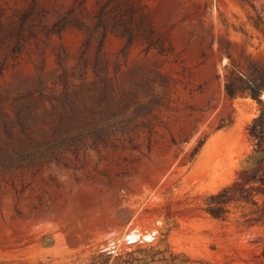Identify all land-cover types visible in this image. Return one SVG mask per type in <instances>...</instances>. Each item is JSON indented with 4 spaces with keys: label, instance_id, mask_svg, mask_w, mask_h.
<instances>
[{
    "label": "rangeland",
    "instance_id": "rangeland-1",
    "mask_svg": "<svg viewBox=\"0 0 264 264\" xmlns=\"http://www.w3.org/2000/svg\"><path fill=\"white\" fill-rule=\"evenodd\" d=\"M72 1L0 0V150L17 146L1 123L19 116L38 153L54 148L48 123L72 110L113 136L0 173V264H264V194L252 191L254 205L241 174L259 106L223 88L230 59L264 66V0H144L168 50L108 34L105 82L97 41L81 58L82 31L51 32ZM227 186L237 200L216 219L208 197Z\"/></svg>",
    "mask_w": 264,
    "mask_h": 264
},
{
    "label": "trees",
    "instance_id": "trees-1",
    "mask_svg": "<svg viewBox=\"0 0 264 264\" xmlns=\"http://www.w3.org/2000/svg\"><path fill=\"white\" fill-rule=\"evenodd\" d=\"M239 1L245 4L250 2ZM89 3L92 5L91 11L87 6ZM33 7L36 8V3H33ZM57 13L59 16L51 32L59 33L63 28L71 26L84 33L81 58L86 56L93 42L97 41L92 71L95 77L103 82L106 81V70L101 66V56L103 42L108 34H116L125 39L126 48L139 41L144 45L145 53L153 50L162 55L168 50L167 39L154 28L144 0H73L66 12L60 10ZM19 24L24 26L22 21ZM33 32L34 29L31 33ZM22 34L23 29L17 35L16 47L19 44L21 47V43L25 41ZM223 79L227 98L247 97L259 106L256 116L246 127L251 150L241 169V174L245 177L244 183L251 185L250 189H244L242 193H246L249 200L257 205V202L252 200V191L264 194V102L260 99L264 91V66L248 58L244 63L230 59ZM82 115L80 111L72 110L52 119L47 126L52 135H49V140L44 144L54 148L45 149L40 153L36 145H31L34 137L27 131V119L19 116L13 124L8 121L1 123L5 139L15 140L17 146L7 144L4 150H0V173L40 169L52 162H65L64 155L67 153L76 155L82 149H96L107 144L113 136L111 126L102 128L94 121L86 123ZM19 136H22V139ZM24 142H28V145H23ZM236 200L232 187L227 186L208 197L206 212L216 219L222 218L228 213L230 204ZM89 264H106V259L101 255L93 256L89 259Z\"/></svg>",
    "mask_w": 264,
    "mask_h": 264
}]
</instances>
